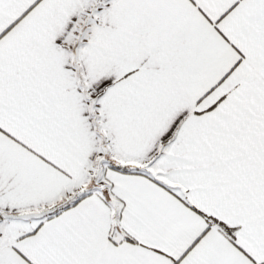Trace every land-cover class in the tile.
<instances>
[{
	"label": "snow or ice",
	"instance_id": "6c2138e0",
	"mask_svg": "<svg viewBox=\"0 0 264 264\" xmlns=\"http://www.w3.org/2000/svg\"><path fill=\"white\" fill-rule=\"evenodd\" d=\"M0 264H264V0H0Z\"/></svg>",
	"mask_w": 264,
	"mask_h": 264
}]
</instances>
